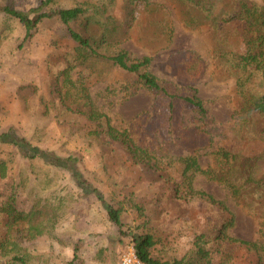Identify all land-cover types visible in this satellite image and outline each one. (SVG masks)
<instances>
[{"label": "rangeland", "instance_id": "obj_1", "mask_svg": "<svg viewBox=\"0 0 264 264\" xmlns=\"http://www.w3.org/2000/svg\"><path fill=\"white\" fill-rule=\"evenodd\" d=\"M40 1L0 0V6L33 15ZM220 1L212 14L195 0H132L121 9L108 3L99 15L103 25L90 26L98 42L105 39L99 50L148 56L143 70L168 92L197 97L203 111L180 99L169 107L166 96L111 61L77 59L79 44L55 17L25 40L22 24L0 11V132L12 127L34 145L78 156L76 169L87 182L86 191L67 170L12 154L0 204L13 191L18 208L39 198L61 197L63 204L55 230L25 242L33 264H117L138 233L152 234L158 258L259 264L242 242L264 243V111L254 109L264 77L254 64L241 68V57L259 51L246 42L244 23L212 18L235 9L233 0ZM75 2L100 1L56 0L43 10ZM110 13L120 20L110 25H118L114 35L104 26ZM85 94L127 143L111 139L104 121L77 111ZM10 148L0 145V156H10ZM219 149L232 151L234 160L226 163ZM189 157L200 169L184 171ZM107 204L120 209L121 226L109 219ZM3 224L0 212V233ZM198 247L207 257L197 256Z\"/></svg>", "mask_w": 264, "mask_h": 264}, {"label": "trees", "instance_id": "obj_2", "mask_svg": "<svg viewBox=\"0 0 264 264\" xmlns=\"http://www.w3.org/2000/svg\"><path fill=\"white\" fill-rule=\"evenodd\" d=\"M55 1L56 0H41L36 7L30 8L33 15H29V11L17 9L9 4L1 5L0 11H3L4 14L22 24L24 28L23 39L25 40L31 38L32 34L37 30L39 22L46 18L55 17L65 24L68 29L69 37L79 44L77 47V49H79L76 56L77 59L85 60L89 57H94L111 61V63L129 72L137 73V76L142 80L145 88L157 94L161 93L168 98L169 107L173 106L174 99H180L189 103L198 111L204 110L201 101L197 97L183 96L168 92L160 85L154 74L143 70V67L150 61L148 56L143 58H131L125 49H117L112 53L99 50L100 42H103L105 39L101 37L100 42H98L90 33V26L92 24L103 25L99 15L108 12V3L110 6L113 5L121 9L128 4V1L131 2L132 0H123L122 2L120 0H99L100 2H98V4L75 2L73 5H60L50 8L49 10H43L45 6L54 4ZM124 1L126 3H123ZM143 1L148 2V0ZM195 1H201L202 5L204 7L206 6L205 9L212 14L213 4L218 0ZM233 3L235 5L233 11H230L231 8L227 10L224 9L218 14L216 11L212 18L223 20L237 18L244 23L245 32L250 33V35L246 34V42L251 43V46H254L253 48L259 46V51H251L246 56L241 57V68L244 69L248 64H254L255 68L259 67L262 69L261 74L264 77V0H236V2L233 0ZM104 18V26L109 24V26L106 27L107 31L110 33L112 32L113 35L116 34L118 32L116 29L120 20L112 13ZM112 22H118V25L110 26ZM116 41H119V39ZM66 94H68L67 91L65 92V95ZM85 96L87 99L83 101L77 111L83 113L88 121L96 120L97 123L101 125L103 124L102 121H104L105 129L111 139L127 143V136L109 122L107 115L96 108L87 94H85ZM63 101L64 100H61V102ZM62 106H64L66 110H71L73 105L68 106L63 103ZM254 109L261 112L264 111V93L260 96V100L254 102ZM2 144L10 145L11 150L9 151L10 156H0L1 180L8 181L10 178V170L14 162L12 154L16 152L20 157L29 161L40 158L49 165L67 170L73 180H75L77 186L87 191V182L83 179L75 166L78 161V156L72 154L62 156L49 148L34 145L24 136L21 137L18 135L12 127L0 132V145ZM128 148L136 150V147L133 148L131 144ZM218 151L219 155L224 158L226 163L230 164L235 158L232 151L227 149H219ZM190 168L200 169L197 161L192 157L187 158L184 171ZM8 188L9 190L14 189V185L11 184ZM91 189L95 195L101 198V193L98 189ZM14 203L13 191L8 199L2 201L0 204V212L4 219V229L0 233V264H33L32 255L26 250L25 242L46 234H51L55 230L56 223L62 215V199L61 197H54L53 200L50 198H39L33 201L26 209L16 207ZM107 213L109 219L113 223L118 226L122 225L119 208L107 204ZM225 237L229 238L228 236ZM131 243L137 256L147 264H190L183 258L162 259L153 256L152 249L155 241L150 233H138L133 235ZM242 243H245L249 249L255 251L258 256L259 264H264V243L249 240H245ZM101 252L102 249H99L96 256L97 258H100ZM195 253L199 258L207 257L209 254L208 251L199 247ZM204 259V264H210L209 258ZM117 264H119V260ZM220 264L224 263L220 262Z\"/></svg>", "mask_w": 264, "mask_h": 264}, {"label": "built area", "instance_id": "obj_3", "mask_svg": "<svg viewBox=\"0 0 264 264\" xmlns=\"http://www.w3.org/2000/svg\"><path fill=\"white\" fill-rule=\"evenodd\" d=\"M119 264H147L142 261L134 251L132 245L128 246L119 257Z\"/></svg>", "mask_w": 264, "mask_h": 264}]
</instances>
